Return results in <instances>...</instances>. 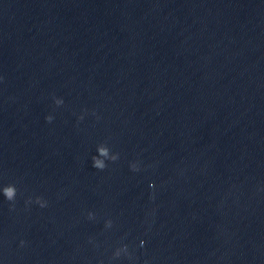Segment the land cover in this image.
I'll use <instances>...</instances> for the list:
<instances>
[{
	"label": "clouds",
	"instance_id": "9594fccd",
	"mask_svg": "<svg viewBox=\"0 0 264 264\" xmlns=\"http://www.w3.org/2000/svg\"><path fill=\"white\" fill-rule=\"evenodd\" d=\"M55 104L57 106H60L63 104V100L60 98H56L55 99ZM46 121L51 123L54 119L53 116L48 115L47 117H45ZM80 119H83V116L80 117ZM97 154L94 155L92 157V167L103 171L106 167V161H113L115 162L116 160L119 159V153H111L110 148L104 144L101 143L97 146ZM130 170L133 172H138L140 171V166L138 162H132L129 165ZM150 187H154L153 184H150ZM0 192H2L3 196L6 198V200H8L9 202H14L17 196V188L14 184H8L3 186L2 188H0ZM32 200L31 198H29L28 201H26V203H31ZM35 203H37L41 208L43 207H47V201L44 200L42 197H36L35 199ZM88 219L92 220L95 219V213L93 212H88ZM105 229H111L113 227V221L111 219H107L105 221V225H104ZM25 242L21 241V245H23ZM144 241H141L140 244L141 246L144 245ZM121 254H125L127 256H129V258H131V254L128 251V245L127 244H123L120 247L116 248L114 253H113V257L114 258H119L121 256Z\"/></svg>",
	"mask_w": 264,
	"mask_h": 264
}]
</instances>
